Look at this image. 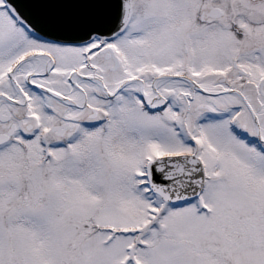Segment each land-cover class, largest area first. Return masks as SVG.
<instances>
[{"label": "snow or ice", "instance_id": "6c2138e0", "mask_svg": "<svg viewBox=\"0 0 264 264\" xmlns=\"http://www.w3.org/2000/svg\"><path fill=\"white\" fill-rule=\"evenodd\" d=\"M0 264H264V0H0Z\"/></svg>", "mask_w": 264, "mask_h": 264}]
</instances>
